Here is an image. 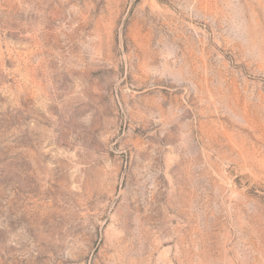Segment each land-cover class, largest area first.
Segmentation results:
<instances>
[{
    "label": "rangeland",
    "instance_id": "374dc122",
    "mask_svg": "<svg viewBox=\"0 0 264 264\" xmlns=\"http://www.w3.org/2000/svg\"><path fill=\"white\" fill-rule=\"evenodd\" d=\"M0 264H264V0H0Z\"/></svg>",
    "mask_w": 264,
    "mask_h": 264
}]
</instances>
